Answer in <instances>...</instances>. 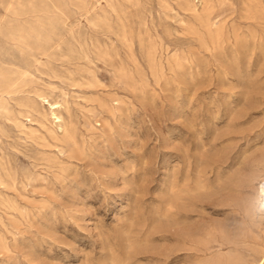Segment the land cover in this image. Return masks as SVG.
I'll list each match as a JSON object with an SVG mask.
<instances>
[{
    "label": "rangeland",
    "instance_id": "1",
    "mask_svg": "<svg viewBox=\"0 0 264 264\" xmlns=\"http://www.w3.org/2000/svg\"><path fill=\"white\" fill-rule=\"evenodd\" d=\"M183 1L0 0V264H264V0Z\"/></svg>",
    "mask_w": 264,
    "mask_h": 264
},
{
    "label": "bare ground",
    "instance_id": "2",
    "mask_svg": "<svg viewBox=\"0 0 264 264\" xmlns=\"http://www.w3.org/2000/svg\"><path fill=\"white\" fill-rule=\"evenodd\" d=\"M200 4L196 3V1L193 0H184L183 1V8L186 12L189 13L190 17L194 20V27L197 28L198 31L202 30V32L209 36L210 39L213 41V43H223L225 39V29L223 26L217 25V23L214 21V8L215 6L213 4V0H200ZM168 3V2H167ZM252 3V2H251ZM170 4V3H169ZM255 4V3H254ZM172 7V6H171ZM264 8V7H263ZM260 9V8H259ZM164 10V9H163ZM173 10H175L173 8ZM176 11V10H175ZM262 11V10H260ZM255 13V12H254ZM256 14V13H255ZM263 15V14H262ZM190 20V19H189ZM196 33V32H195ZM207 40V39H206ZM241 40V39H239ZM207 46V45H206ZM157 66V65H156ZM158 68L162 69L163 65L157 66ZM13 82V81H12ZM9 84V83H8ZM14 84V83H12ZM16 84V83H15ZM7 85V84H6ZM9 87V86H8ZM7 87V88H8ZM15 88V85L12 89ZM18 88V87H17ZM16 88V89H17ZM11 89V88H10ZM11 89V90H12ZM10 90V91H11ZM55 105V104H54ZM62 106V105H61ZM64 106V105H63ZM62 106V107H63ZM55 109V108H53ZM52 109V110H53ZM58 111V110H57ZM57 111L52 112V114L55 115L56 120L59 121L60 128L62 131L67 133V130L65 128L64 124V118L57 113ZM63 111V110H62ZM61 111V112H62ZM32 114V113H31ZM63 115V112L61 113ZM30 115V114H29ZM53 116V115H52ZM35 117V116H34ZM37 118V117H36ZM35 118V119H36ZM39 118V117H38ZM31 119V118H30ZM55 120V119H54ZM13 121V120H12ZM57 121V122H58ZM56 122V123H57ZM54 123V122H53ZM56 126V125H55ZM58 126V124H57ZM28 128V127H27ZM56 128V127H55ZM59 128V130H60ZM49 133L54 134V131L52 129H48ZM61 132V131H59ZM57 134V133H56ZM60 135V134H59ZM69 139H72L71 137H68ZM121 143V142H120ZM206 150V148H205ZM7 164V163H6ZM8 166V165H7ZM9 168V167H8ZM1 169V168H0ZM194 169V168H193ZM2 172V171H1ZM0 172V173H1ZM14 174V173H13ZM3 176V173H2ZM4 177V176H3ZM5 180V179H4ZM7 180V179H6ZM48 213V212H47ZM156 216V215H155ZM155 218V217H154ZM164 218V217H163ZM193 218V217H192ZM166 220V218H165ZM164 221V220H163ZM166 222V221H165ZM176 230V229H175ZM153 231V230H152ZM183 232H181L182 234ZM176 235V234H175ZM179 235V234H178ZM177 236V235H176ZM187 237V236H186ZM170 238V237H169ZM175 238V237H174ZM180 239V238H179ZM180 242V241H179ZM168 247V246H167ZM30 252V251H29ZM168 252V251H167ZM28 253V252H27ZM30 255V254H29Z\"/></svg>",
    "mask_w": 264,
    "mask_h": 264
}]
</instances>
